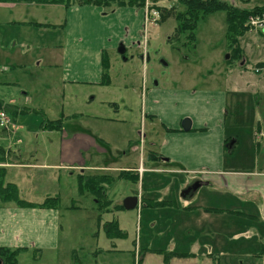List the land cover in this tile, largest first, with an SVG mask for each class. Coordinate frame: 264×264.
Wrapping results in <instances>:
<instances>
[{"label":"rangeland","instance_id":"obj_1","mask_svg":"<svg viewBox=\"0 0 264 264\" xmlns=\"http://www.w3.org/2000/svg\"><path fill=\"white\" fill-rule=\"evenodd\" d=\"M224 1L238 7L264 5V0ZM147 2L154 4L161 13L158 22L150 23L145 28V46L150 57L145 64L141 59L145 47L127 45L125 54H119L118 46L123 40L117 42V37L123 36L122 28L125 26L110 29L112 37L108 36L111 32L107 34L105 28L100 30L104 36L102 30L105 29V38L111 40L110 44L117 43L106 51L112 60L109 69L112 83L104 87L63 83L61 67L50 64V61H56L58 51L55 52L56 47L49 50L47 43L54 41L56 36L59 39L61 33L65 40L67 29L60 25L66 19L64 6L0 3V99L12 107L9 112L4 110L10 123L8 128L0 125V136L16 131L20 134L27 132V138L32 143L29 149L35 150L33 145L37 142L36 148L40 151L36 156L55 162L60 150L61 135L64 132L72 134L76 129H81L90 135L94 134L97 140L102 137L109 143L105 148L113 155L109 153L97 158L102 160H97L96 166L110 165L123 169L131 165L139 166L140 153H132L128 149V140L133 139V144L140 147L142 144L137 142L140 139L139 133H146L143 148L148 149L151 148L150 139L152 142L158 141L163 130L159 118L152 125V118L144 116L147 94L154 89L214 90L227 97L222 110L226 118L227 134L239 138L235 152L226 154L227 161L246 169H252L258 161L264 166V136H255L259 126L264 133V66L260 72H256L257 65L264 63V34L252 31L248 26L250 17H259L264 12L251 15L246 22L248 32L240 41L244 57L236 59L232 56L226 37L225 11L204 15L197 23L193 33L195 38L192 39L189 37L191 30L176 32L181 23L176 19V14L185 12L184 5L177 0ZM163 10L169 14L165 20H161ZM112 13L103 10L101 18L105 19ZM109 22L112 25L113 21ZM89 23L93 29L88 34L81 29V36L86 35L89 39H94L95 36L94 41H99V36L95 34L99 27L95 28L92 20ZM6 58H10L17 66L12 70L7 69L6 65L9 64ZM155 82L158 83L157 86ZM11 101H18L17 105H10ZM114 102L119 108H113ZM24 107L30 108L31 113L21 115L19 110ZM37 110L38 113L33 112ZM60 118L63 120L64 132L58 129H41L44 121ZM109 119L114 122L108 123ZM19 121L25 123L22 128L18 125ZM38 133L40 138L36 141ZM3 148L7 154L8 150ZM143 160L145 168H148L145 154ZM121 171L103 168L86 172L88 176L107 174L116 178L111 184H104L105 189L107 186V198L113 200L112 212L105 213L101 210V203L91 192L80 193V171L71 174V171L65 169L54 175L51 174L52 170H47L38 172L39 176H36L33 173L27 175L23 170H9L5 181L18 183L23 199L41 202L48 197H59L58 208L63 224L56 250H24L18 256V264H70L76 259L84 264L95 261L103 264H165L162 261L163 255L150 252L152 247H157L156 242L158 245L162 244L166 238L156 229H150L145 220L146 212L143 213L141 225V210L121 209L120 206L128 196L142 193L141 184H145V196L171 199L175 195L182 201L181 193L187 185L188 176L146 172L144 177L139 175L138 182H132L119 179ZM58 174H61V178ZM148 184L162 185H154L152 192H147ZM205 190H199L193 199L182 202L199 203ZM72 205L76 208H70ZM116 206L119 208H115ZM207 206L219 207L215 204ZM99 215L103 217L101 227L97 221ZM115 215L119 227L126 232L124 238H111L106 234L105 221L112 220ZM218 218H222V221H217L218 227L211 236V239L217 240V251L202 258L176 259L172 264H264V258L256 255L264 241V222L227 213ZM171 222L166 221L165 224ZM175 223L178 230L191 225L197 226V223L200 224L199 228L208 227L209 229L199 233L200 236L213 231L210 222L181 220L179 214ZM96 231L99 234H95ZM97 249L101 252L92 254ZM110 249L113 251H109ZM209 257H212L214 263Z\"/></svg>","mask_w":264,"mask_h":264},{"label":"crops","instance_id":"obj_2","mask_svg":"<svg viewBox=\"0 0 264 264\" xmlns=\"http://www.w3.org/2000/svg\"><path fill=\"white\" fill-rule=\"evenodd\" d=\"M64 8L66 9V19L60 25L67 29L65 40L64 34L60 32L59 39L56 36L54 41L47 43L49 50H53L50 48L56 47L55 52L58 51L56 53V61H50L51 66L61 67L62 73L60 76L63 83L87 84L98 87L110 85L112 83L110 74L108 82L105 83L104 56L107 54L106 51L115 47L117 43L115 45L109 43L111 40L107 39V37L105 38V29L107 34L111 32L108 36L112 37L113 33L110 29L125 26L122 28L124 29L123 36L117 37V42L123 40L121 42L126 46L144 47L146 40L144 34V9L122 7L116 9L113 13L111 12L112 14L103 19L101 18L104 10L102 7L74 5ZM90 20H92L95 28L99 27L95 32L99 36V41H94L95 36L93 37L94 39H89L86 35L82 37L80 34L81 29L86 30L85 34H88L90 29H93L89 23ZM109 20L113 21L111 22L112 25H109ZM103 28H105L102 30L104 36L100 31ZM146 51L147 48H144V52ZM6 59L8 61L7 64H9V66L6 65L7 69L12 70L17 66L10 58ZM109 62L110 69L112 65L110 58ZM143 63L145 64L144 60ZM22 66L23 64H21ZM23 94L27 95L28 93ZM26 97L28 98V96ZM226 99L227 97L224 93L214 90L191 91L173 88L164 91L154 89L150 91V94H147L144 116L145 118H152V125L159 118L163 129L161 132L162 137L158 141L155 140L153 142L150 139L151 148L148 149L143 148V144L146 143V133L144 136L139 133L140 139L137 142L142 144L140 147L133 144V139H129L128 149L132 153H140V163L139 166H126L124 168L125 171L139 175L138 169L141 167L143 172L140 175L141 177H144L146 172L186 174L188 181L184 189L196 179L202 181V186L195 193L190 192L185 196H181L180 199L182 201L191 200L197 196L199 190L206 189L202 193L199 203L185 204L178 200L175 195L171 199L145 196V184H141L142 193L140 195L137 194L139 196L137 208L138 211L141 210V225L144 220L143 213L146 212L145 220L151 227L150 229H156L163 234L162 237L164 239L166 238L162 244L158 245L156 242V249L153 247L150 249L152 253L163 255L157 250L189 252L197 255L194 258H202L206 254L209 256L215 253L217 251V240L211 239V236L216 232L217 221H222V218L218 217L224 213L229 215L237 213L207 211L205 210L206 208L240 211L256 216L252 218L253 220L264 222V166H261L258 161L252 169H246L226 159V154L234 153L239 144L238 136L227 134L226 131V118L222 114ZM16 102L11 101L10 105H17ZM112 106L116 109L119 108L116 102L112 103ZM186 118L191 120V129L189 131H185L182 128V122ZM109 121L108 123L114 122L112 119H109ZM18 125L22 128L25 123L19 121ZM258 130L255 136L257 138L263 137L264 133H262L260 126ZM61 131L64 132V124ZM27 134V132L20 134L16 131V133L0 136V145L8 150L6 162L0 164V167L4 168L0 171V174H4V180H6L8 171L14 169L23 170L27 175L33 173L36 176H39L38 172L42 173L47 170H52L54 173L51 172V174L56 175L57 171L66 169L71 171V174L75 171H80L85 177L88 176L86 172L90 170L103 168L124 170L122 167L95 165V163L98 164L97 160H102L97 158L110 153L105 148L109 143L102 137L97 140L94 134L90 135L87 131L76 129L72 134L64 132L60 137V150L57 153L58 157L55 162H49L46 159H41L40 156H36L37 152L40 151L36 148L37 142H34L35 146L33 145L35 150L29 149L32 143L27 138ZM39 138L40 134L38 133L36 141ZM233 140H235V143L230 147V143ZM153 153L155 154L152 155ZM144 154L147 158L148 168L144 166ZM32 155L33 157H30ZM109 157L111 156L109 155ZM58 175L61 178V174ZM15 184L17 185L18 183ZM154 185L161 186L162 184H148L146 191L152 192ZM105 190L107 193V186ZM162 200L167 202L161 206L153 204L154 201ZM27 201L33 203L43 202ZM180 203H182L181 206ZM207 204H215L219 207L207 206ZM70 208L75 209L76 207L72 205ZM178 214L181 220H189L190 222L191 220H205L210 222L213 227H209L213 228V231L200 236L199 233L209 228H199L198 225L200 224L198 223L197 226L191 225L189 228L178 230L175 223ZM237 215L239 217H247L240 214ZM61 216L62 214L58 207H21L13 201H4L0 197V247L26 248V250L33 248L40 251L56 250L59 244L60 232L63 229ZM116 218L115 215L113 219ZM112 220L105 221L106 232L108 223ZM97 221L99 223L98 226L101 227L102 215L97 217ZM166 221L172 222L165 224ZM199 230L201 231L199 232ZM95 234H99V231H96ZM220 243L222 244L221 239ZM166 246L168 249H166ZM139 248L142 249L141 247ZM109 251L113 250L110 249ZM99 252L101 251L97 249L92 254H98ZM211 258L209 257V259ZM176 259L186 260L187 258H173L168 264H172ZM162 261L164 262L163 259ZM211 262L214 263V260L211 259ZM89 264L103 263L95 261ZM204 264H207V262H204Z\"/></svg>","mask_w":264,"mask_h":264},{"label":"trees","instance_id":"obj_3","mask_svg":"<svg viewBox=\"0 0 264 264\" xmlns=\"http://www.w3.org/2000/svg\"><path fill=\"white\" fill-rule=\"evenodd\" d=\"M147 0H0V3H27V4H42V5H61L66 8L71 6H99L102 7L105 11L113 12L118 8L122 7H131L141 9L146 5ZM179 4L184 5L186 10L185 12H178L176 14V19L181 22L177 28L176 32L181 33L185 31H192V34L189 35L192 39L195 38L193 34L195 29L197 28V23L199 20L204 17V15L217 11H225L227 13V34L226 37L229 42V47L232 50V56L236 59H241L244 57L243 50L240 44V41L244 35L247 34L248 28L245 27L246 22L249 17L254 14H259L264 12V5L254 6L252 8L248 7H238L232 5L224 0H177ZM247 1V0H245ZM172 13V12H168ZM169 14L162 13L161 20H165ZM37 25H41L37 23ZM110 66L109 57L107 54L104 56V77L105 83L108 82L109 73L108 69ZM258 72L264 66V63H259ZM11 106L8 104H4L3 100L0 99V109L3 111L6 110L9 112ZM14 108V107H13ZM32 111V110H31ZM38 113L39 111H33ZM19 113L28 114L30 112V108L24 107L19 110ZM42 130H63V120L62 118L57 120L44 121L41 125ZM153 153L152 155H154ZM6 162V151L3 147L0 146V164H4ZM0 167V171H2ZM119 179H127L132 182L139 181V175L130 171L122 170L118 175ZM116 178L111 175H90L84 176L81 174L79 176V191L80 193L91 192L97 199L98 202L101 203L102 212H112L111 205L113 200L107 198L105 193L104 184H111L114 182ZM0 197L4 201H13L17 203L21 207H41V208H57L60 203L59 197H48L42 203H33L29 202L21 197L18 186L15 183H5L4 174H0ZM167 201H154L153 204L164 205ZM115 208H119L116 206ZM121 209H124L123 205L120 206ZM207 211H230L233 213H237L243 216H247L250 218H254L256 216L246 214L240 211H232V210H224V209H216V208H206ZM107 235L111 238L118 237L124 238L126 236V232L123 231L116 219H113L108 223ZM26 250V248H8V247H0V258L3 261V264H18V256L22 251ZM149 249H146V251ZM159 253L163 254V260L166 264L170 263L173 258H194L197 255L195 253L189 252H174V251H166V250H157ZM257 256L264 258V241L261 243L260 250L256 254ZM73 264H84L77 259L73 262Z\"/></svg>","mask_w":264,"mask_h":264},{"label":"built area","instance_id":"obj_4","mask_svg":"<svg viewBox=\"0 0 264 264\" xmlns=\"http://www.w3.org/2000/svg\"><path fill=\"white\" fill-rule=\"evenodd\" d=\"M160 15L159 10L155 8H150L149 5L146 6L144 21L145 25L149 23H154L158 20ZM248 26L252 31H264V13L259 17L253 16L250 17ZM10 123V118L4 111H0V125L1 127L8 128ZM140 172H142V168H140Z\"/></svg>","mask_w":264,"mask_h":264},{"label":"water","instance_id":"obj_5","mask_svg":"<svg viewBox=\"0 0 264 264\" xmlns=\"http://www.w3.org/2000/svg\"><path fill=\"white\" fill-rule=\"evenodd\" d=\"M126 50H127L126 45L123 42H121L118 46L119 54L124 55ZM227 58H229V55L227 56ZM155 85L157 86L158 83L155 82ZM182 128L185 131H189L191 129V120L189 118H186L183 120ZM234 143H235V140H233L230 143V147H232ZM201 186H202V181L196 180L193 184H191L190 186H188L186 189L182 191L181 196H185L186 194H189L190 192L195 193ZM138 204H139V196L134 195V196H128L124 200L123 206L125 209L130 210V209L136 208ZM0 264H1V261H0Z\"/></svg>","mask_w":264,"mask_h":264},{"label":"flooded vegetation","instance_id":"obj_6","mask_svg":"<svg viewBox=\"0 0 264 264\" xmlns=\"http://www.w3.org/2000/svg\"><path fill=\"white\" fill-rule=\"evenodd\" d=\"M127 47V46H126ZM148 54V53H147ZM143 57H144V55H142V59H143ZM150 59V57H149V54H148V56L146 55V57H145V61L147 62V60H149ZM145 134V133H144ZM144 134H142L141 133V135H143L144 136ZM229 141H231L230 139H229ZM196 180H198V179H196ZM196 180H194L193 182H191L190 184H193ZM0 261H1V264H3V261H2V259L0 258Z\"/></svg>","mask_w":264,"mask_h":264}]
</instances>
